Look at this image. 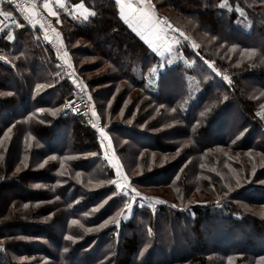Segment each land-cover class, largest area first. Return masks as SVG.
<instances>
[{"label":"trees","instance_id":"trees-1","mask_svg":"<svg viewBox=\"0 0 264 264\" xmlns=\"http://www.w3.org/2000/svg\"><path fill=\"white\" fill-rule=\"evenodd\" d=\"M87 1L92 16L82 19L66 15L60 28L70 53L76 55L77 65L78 57L97 56V61L83 63L78 70L97 101L96 110L104 121H110L112 131L122 138V148L136 143V154L143 150L150 152L141 156L142 172L130 180L132 184L143 186L141 179L157 175L159 168L156 172L150 169L156 168L162 155L166 156L162 160L165 167L179 169L183 166H180L178 155L183 150L177 152L180 144L171 143L164 149L165 153L157 152L162 149L154 135L160 136L161 132L164 139L169 129L162 126L172 120L157 111L159 105L165 104L169 111L173 109L180 114L178 106L183 109L185 96L189 95L193 84H189L191 79L186 76H194L196 72L187 71L184 87L165 97L161 88L165 85L169 91L171 87L165 77L183 67L184 61L169 64L160 61L147 43L120 18L115 0ZM255 1L150 0V4L162 20V10L172 9L179 17L190 20V26L210 39L209 43L214 39L210 46L202 43L196 51L182 40L175 52L200 59L203 64L207 58L224 64L226 59L221 58L227 53L217 50L216 59L212 54L219 44L233 43L242 49L256 45L264 48V4L258 10ZM20 20L19 26L3 29L0 34V55L8 61L0 62V264H249L251 256L264 258V247L257 249L255 244L257 238L264 235V216L258 218L241 207L242 202L264 203V191L256 192L259 188L254 182L246 187L236 186L231 191L226 187L221 199L207 204L181 205L180 210L161 205L152 216L151 209L133 206L131 217L120 221V242L114 240L113 233L117 229L113 222L103 229H94L111 213L119 211L127 201L126 196L109 184L97 188L88 185L91 176H86V171L98 173L93 183L109 180L108 176H102L106 165L99 157L101 147L97 135L83 117L59 116L61 102L58 101L62 100L63 105L70 89L68 87L66 93V80L55 75L53 53L42 43L38 30L31 31L21 17ZM195 63L187 67L193 69ZM107 65L112 67L107 68ZM102 67L104 73L91 79L85 77L88 72L95 73ZM234 67L236 72L237 67ZM110 69L113 74L108 72ZM43 71L46 74H42ZM49 73L51 79L47 77ZM120 81L127 84L120 85ZM37 84L44 88L37 89ZM141 88L161 100L142 101V94L149 95L147 91L141 95L132 93ZM204 88L200 98L203 103L199 99L192 108L188 107L187 114H192L188 124L207 121L213 114L208 111L212 105L215 111L231 103L222 104L223 98L216 99L215 95L209 97V86L204 84ZM205 100L208 106H203ZM217 115L215 112L214 116ZM174 119H177L175 115ZM147 138L150 144L144 141ZM262 141L264 148V139ZM210 142L207 140L205 145H211ZM153 152L157 153H154L151 168L149 162ZM196 168L198 165L194 171ZM203 170L198 168V171ZM174 171L172 176L177 173ZM77 173L83 174L79 177ZM185 178L176 181L177 187ZM218 183L224 185L219 180L214 186ZM188 187L191 193L192 186ZM160 217H165L166 222H161L160 226L155 223L149 234L147 222L158 221ZM74 220L77 223H72ZM188 221L192 222L191 226H187ZM123 228L130 233L125 234ZM244 229L246 235L239 237L237 234ZM189 233L193 236V245L185 248V252L181 248L184 243L178 240L188 244L185 240ZM217 233H224L225 237L217 240ZM69 235L74 238L72 241L65 239ZM153 256L158 258L151 261ZM230 258H234L233 262L227 261Z\"/></svg>","mask_w":264,"mask_h":264},{"label":"rangeland","instance_id":"rangeland-1","mask_svg":"<svg viewBox=\"0 0 264 264\" xmlns=\"http://www.w3.org/2000/svg\"><path fill=\"white\" fill-rule=\"evenodd\" d=\"M146 1L150 3V0H146ZM255 2H257L258 10L261 7V5L264 4V0H257ZM149 5L151 8V4ZM136 9L139 10L140 7L138 6V8ZM151 11L154 19H158L165 23L162 24L163 38L160 37L161 39L155 40L153 42L154 46L152 48L149 46V48L153 50V53L155 52V54L160 57L161 59L160 61L164 62L165 64H169L171 62H175L178 60L184 61L185 64L183 65V67H178L173 72L169 73L167 77H165V79L168 81L167 83L170 82L169 84L171 85L169 91L164 88L165 85L163 86V88H161V91L165 94V97L168 96L169 92L184 87L185 85V83H183L185 79L184 75L186 74L187 71L191 72V74H193L194 72L193 70H195L196 72L194 76H191L190 74L186 76L191 79L189 84L191 83L193 84H191L190 86L189 95L185 96L183 109H180V107L178 106V111L180 112V114L174 112L173 109L169 111L168 105L165 104L159 105L157 111V113L159 114L161 112L164 113L167 119L169 120L172 119L171 122H169V124H164L162 126L164 128L169 129V133L164 135V139H162L163 135L161 134V132H160L161 137L159 135H158L159 137L154 135L156 141L158 142L159 146L161 145L160 148L162 149V151H157V152L165 153L164 149L169 147L171 143L180 144L177 148V152L183 150L181 153L178 154L181 157L180 166L182 165L183 166L181 168H179L180 167L179 166L178 167L179 169H176V166L165 167V164L162 162V160L166 156L162 155L163 158L161 161L158 162L156 168H154L153 170L150 169L152 172H156V169L159 168L158 172H161L160 174L156 172L155 174L157 175L153 174V176L150 177L148 176L141 179L140 184H142L143 186L132 184L130 181L132 176L135 177L139 175L143 169L140 164V160L142 158L141 156H143L144 153H150V152L143 150L136 154L134 152L136 151L134 147L136 143L135 144L131 143L130 145L127 144L122 148V146L124 145L122 138L117 134H115L114 132L115 130L112 131L111 126L109 125L110 121L109 122L104 121L102 115L98 113L97 110V115L100 116L103 122L104 129L106 130L105 135L107 136L111 148L115 153V157H117L116 158L117 161L114 163L111 160L109 161L103 160L100 157V154L102 152L101 149L99 157L105 162L106 165V168L103 170L102 176H108L109 180L104 181L105 183L103 182L93 183L92 181L96 179L98 173L92 171L91 172L86 171L85 175L91 176L88 185L90 187L97 188L102 184L104 185L109 184L111 186H114V188L117 191H120V193L123 194L122 189H118L116 184L112 182L118 181L120 184L127 185V187L131 184L132 186L136 187V190L139 194L146 195L151 200L148 203L150 205L143 206L151 209L152 212L151 216L161 205L164 207L166 206L168 208L171 207L175 210H180L181 205L183 206H187L188 204L202 205V204H207L208 202H214L216 201V198L221 199L222 196H224L225 193L223 192L226 191V187L228 188L229 191H231V189L236 188V186L246 187V185H249L250 183L254 182V186L256 188H259L258 191L256 192L259 191L263 192L264 183H261V181H264V148L262 143L263 142L262 139H264V55H262L261 53L264 54V48L262 49L260 45H256L254 46V48L247 47L242 49L237 47L233 43H225L224 45L219 44L218 48L214 50L212 54L216 59L217 56L219 55L217 53V50L218 52L224 51L225 53H227V55L224 56V58L222 57L221 59H226V61L224 64H220L214 59L207 58L208 62L213 64L214 68L216 69V71H213L211 68H208V64L207 65H205V63L203 64L200 61V59L183 57L180 52H175V48L177 47L178 43L182 42V40H185L186 42L189 43L190 47L194 51H196L197 48L200 45H202V43L204 45L206 44L207 46L208 45L210 46L212 42H214V39L209 43L210 39H206L205 35H203L202 33L200 34L194 27L190 26L191 25L190 20L182 16L179 17V15H177V13L174 12L172 9L168 8L167 10H162L165 14L160 13L162 14L161 17L164 18L165 21L159 18V14L156 11H153V8H151ZM0 12L11 13L10 16H3L7 20L6 27L3 28L4 30L7 28L10 29V27L13 26H17V25L19 26V21H21L20 17H18L16 12L12 10L10 7L3 6L2 4H0ZM53 17L54 20L56 21L59 30H61L62 32V42L67 48L71 62L76 67L77 71L79 72L78 67L83 65V63L97 61L98 59L97 56L78 57L77 55V57L80 58V61L78 62L77 65L74 59L76 58V55L72 56V54L70 53L68 44L66 43L64 31L60 28V25L58 24L55 16ZM170 22L173 24V26L171 25ZM169 25H171V27H169ZM29 27L31 31L33 32L37 31L31 25H29ZM130 28L133 30L132 27ZM37 32L40 35V32L39 31ZM134 32L138 37H140L138 31H134ZM181 33H183V35H181ZM10 38H12V36ZM42 43L46 45V43H44L43 40ZM193 45H196L197 47H193ZM0 57L3 56L0 55ZM3 58L5 59V57ZM54 60L56 67L55 75L58 74L59 79L61 80L64 79V81L65 80L67 81L64 73L61 72L57 64L56 59ZM193 60L196 61L194 68L192 69L190 67H187L188 65L194 62ZM5 61L7 60L5 59ZM242 63H244V66H241ZM234 66L237 67L236 72ZM111 67L112 66L107 65V68H111ZM104 71L105 68L102 67L97 69L95 73L88 72L87 74H85V77L87 79H91L97 76V74L104 73ZM108 72L111 74L114 73V71L111 69ZM217 72H219V75H217ZM42 74H46V73L43 71ZM225 76L228 77V81L224 79ZM47 77L50 79L52 78L51 74L48 75ZM82 79L84 80V78ZM66 81L64 82L65 83L64 87L67 93L69 84ZM196 83H202L203 85H197ZM126 84L127 83L120 81V85H126ZM204 84H207L209 86V91H210L209 97L215 95L216 99H220V97L223 98L221 102L222 104L223 102H227V101L229 102L231 101V103L228 106L226 105L227 103L223 104L220 110L216 109L215 111H214L215 108H213L215 106L212 105L208 107L209 108L208 111H210V114L211 113L213 114L210 115V118L207 121L205 120L201 122V124L200 122L188 124L191 122L190 119L192 116V114H187L188 107L190 106L192 108L194 104H197V102H199V99L201 98L203 91L205 90ZM86 87L88 86L86 85ZM69 89L71 93V87H69ZM91 89L94 90L95 88H91ZM143 91H147L149 94L148 90H144L142 88L138 90H133L132 93L141 95ZM56 96L57 93L53 95V98L55 99ZM141 99L142 101L161 100L158 99L157 97L154 98L150 94L149 95L142 94ZM58 102H61V104H59L60 105L59 110H60L63 101L59 100ZM200 102H202V99H200ZM206 102L207 100H205L203 106L206 105ZM95 103L97 107V101H95ZM126 104L127 101L124 103V106ZM206 110L207 108L205 109V111ZM215 112H217V114L219 115L214 116ZM172 113H174V115L178 120L180 119L179 120L180 124L177 121V119H174V115H172ZM179 126H181L183 129H180ZM207 140L212 141L210 142L211 145H205V142H207ZM144 141L148 142L149 144L151 143V140L148 138L145 139ZM97 142L99 144V137H97ZM157 152H153V154L151 153V159L149 162L150 164L149 167L151 166V168L154 166V157H155L154 155H156L154 153ZM175 152L173 153L175 154ZM117 164L120 167L119 176L117 175L116 172ZM196 165H198V168L204 170L198 171V168H196V170L194 171V167ZM247 166H250L251 168L248 169ZM174 170H177V173H175L172 176ZM81 174L83 173H79L78 176L80 177ZM240 175H242V177H239ZM182 176L183 179L186 177L185 181L182 182L181 185H179L180 187H177L176 181L179 179L183 180ZM196 180H198V182ZM219 180L224 184V185H221L219 183L218 185L216 184L217 186H221L220 188H218L216 185L214 186V184L217 183V181ZM202 181L207 182L209 184H205ZM188 186L190 187L192 186L191 193L189 192ZM209 187L212 188L214 187V188L212 191H210ZM11 189L14 188H9V190ZM228 193L231 194V192ZM244 197L245 196H243V198ZM126 199H127L126 201L127 203H133L131 197L126 196ZM158 201L160 203H157ZM137 205H139L138 201L133 203V206H137ZM173 205L175 207H172ZM123 207L124 205L121 206L119 211L111 213V216L106 218L109 219L111 217L114 219L113 223L115 224L117 229L114 230L113 233L115 242L117 241V239L118 242L121 241L120 233L122 231L120 228V221L122 219L127 220L131 217L132 210L129 212ZM241 207L243 210H247L249 212L254 213L258 218L264 216V203L255 204L252 202L250 203L242 202ZM122 210H124V212H122ZM117 221H119L118 226L116 223ZM161 222L165 223L166 218L160 217L158 221L150 220L147 223L148 226H150L149 229H151L152 231V226L156 224L160 226ZM189 225L191 226L192 222L188 221L187 226ZM94 229H99V228L97 227ZM246 229H244L243 232L241 230L240 233L238 234L236 233V234L239 235V237H244L247 233ZM217 230H218V226L216 227L214 233H216ZM123 231L125 234L130 233L129 229H124ZM221 237L224 238L225 234L217 233L216 239L219 240ZM186 238L187 240L185 241H187L188 244L186 242L178 240L179 242H182V244L184 243V246L181 247L182 250H185V248H189L191 245H193V236L191 235V233H189V235L186 236ZM29 240L30 239H28V241ZM38 241L40 240L38 239ZM255 244H257L256 247L257 249H261L262 247H264V235H262L260 238H257ZM172 245H174V243H172ZM52 250H54V248ZM179 251H181V249H179ZM175 253L178 254V251H175ZM157 258L158 257L153 256L151 258V261L156 260ZM233 259L230 258L227 261L233 262ZM263 263H264V258L259 259V258H254L252 256L249 258V264H263Z\"/></svg>","mask_w":264,"mask_h":264},{"label":"built area","instance_id":"built-area-1","mask_svg":"<svg viewBox=\"0 0 264 264\" xmlns=\"http://www.w3.org/2000/svg\"><path fill=\"white\" fill-rule=\"evenodd\" d=\"M0 4L10 7L23 19V21L40 31L41 37L50 47L61 72L64 73L69 87H71V93L69 98L64 101V104L59 111V116L66 118L73 115L86 119L89 128L95 132L97 137H99V144L102 149L100 157L103 160H111L115 163L117 157H115V153L111 148L108 138H105V135H102L100 131L103 129L104 134H106L103 122L100 116L97 115V107L93 100L92 93L89 88L86 87L81 74L72 64L69 52L62 42V32L59 30L54 17L50 16V14L44 9L41 0H0ZM117 7L120 11L119 5ZM6 22L7 20L3 16H0V34L2 33V29L5 27ZM64 52L68 53L66 58L63 57ZM65 59L68 61L67 64L65 63ZM0 62L7 63L4 58L0 59ZM69 65L71 66L69 67ZM93 112H95V115H93ZM93 125H95V127ZM132 189L136 190V187L130 184L127 187L129 193L128 197H131L134 194L132 193ZM137 201L141 206H148L150 205L148 203L151 200L146 195L140 194Z\"/></svg>","mask_w":264,"mask_h":264},{"label":"snow or ice","instance_id":"snow-or-ice-1","mask_svg":"<svg viewBox=\"0 0 264 264\" xmlns=\"http://www.w3.org/2000/svg\"><path fill=\"white\" fill-rule=\"evenodd\" d=\"M116 2L119 4L121 2V0H116ZM44 7L49 11L50 15H53V16L56 15V13L49 7L47 2L44 4ZM125 9H127V14L125 13ZM10 15H11V13H9V12H0V16H10ZM121 15L124 17L126 22L129 23V26L132 27L134 31H138L139 34L142 36V38H144L146 40L147 43L152 44L155 40L160 39V32L163 31L162 24L165 22H162L158 19H154L152 14H151V11H147L144 9L138 10L136 8H133L131 4H128V5L122 6ZM169 27H171V25H169ZM181 35H183V33H181ZM57 36H58V34H57ZM193 47H197V46L193 45ZM154 51H155V49H154ZM67 56H68V53L64 52L63 57L66 58ZM0 59H3V57H0ZM65 63L66 64L68 63V61L66 59H65ZM205 63H207L208 67L211 68L213 71H216L213 64H211L208 61H205ZM70 66L71 65H69V67ZM161 67H163V65H161ZM217 75H219V72H217ZM224 79L226 81H228L227 76H225ZM229 83H230V81H229ZM36 88L39 90H42L44 88V85L37 84ZM82 91H83V89H82ZM37 111L43 112L44 109H38ZM121 112H123V109L121 110ZM52 114L55 115L56 113L53 112ZM93 115H95V112H93ZM93 126L95 127V125H93ZM10 130L11 129H9V131ZM100 131H101L102 135H105L103 129H101ZM5 135L7 136V132L5 133ZM105 138H107L106 135H105ZM51 159H55V157H51ZM61 166L63 167V165H61ZM41 167H43V165H41ZM116 172H117V175L119 176L120 175V167L118 164L116 165ZM61 174H63V173H61ZM77 175H79V173H77ZM112 183H115L118 189L123 190L124 196L129 195V193L127 191V185L120 184L118 181H113ZM237 183H239V182H237ZM261 183H264V181H261ZM132 193H134V194L131 196V200L134 203L137 201V198L139 197L140 194L138 192H136L135 189H132ZM114 195H116V193H114ZM133 203H127L126 202L124 204V209H126L130 212L133 208ZM157 203H160V202L158 201ZM25 207H27V205H25ZM172 207H175V206L173 205ZM112 222H113V218L110 217L109 219L104 220L103 223L98 225V228L103 229V228L107 227ZM72 223L75 224V223H77V221L74 220V221H72ZM116 223L118 226L119 221H117ZM149 234H151V229H149ZM65 239L72 241L74 238L71 235H69V236H66Z\"/></svg>","mask_w":264,"mask_h":264},{"label":"crops","instance_id":"crops-1","mask_svg":"<svg viewBox=\"0 0 264 264\" xmlns=\"http://www.w3.org/2000/svg\"><path fill=\"white\" fill-rule=\"evenodd\" d=\"M42 5L44 7V4L47 2L49 7L56 13L55 18L60 25V27L65 23V17L66 15L79 17L82 19H88L92 16V9L89 7V2L87 0H41ZM131 4L133 8L144 9L147 11H151L150 3L146 0H121L119 4L120 11L118 14L120 15V18L125 22L127 25H129L128 22L124 19V17L121 15V8L122 6ZM44 9L49 13V11L44 7ZM125 13L127 14V9H125ZM152 14V11H151ZM53 16V15H51ZM140 38L146 42L144 38H142L141 35H139ZM160 37L163 38V31L160 32ZM160 38V39H161ZM147 43V42H146ZM148 46L151 48L154 46V44L147 43Z\"/></svg>","mask_w":264,"mask_h":264}]
</instances>
